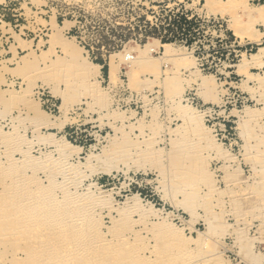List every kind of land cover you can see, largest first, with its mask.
<instances>
[{"label":"rangeland","instance_id":"obj_1","mask_svg":"<svg viewBox=\"0 0 264 264\" xmlns=\"http://www.w3.org/2000/svg\"><path fill=\"white\" fill-rule=\"evenodd\" d=\"M263 9L257 0H0V159L31 157L25 176L0 185V264H264ZM67 42L100 65L97 77ZM171 42L182 55L157 65ZM44 187L60 200L68 189L63 206L48 193L42 204ZM55 207L72 217L50 229Z\"/></svg>","mask_w":264,"mask_h":264},{"label":"bare ground","instance_id":"obj_2","mask_svg":"<svg viewBox=\"0 0 264 264\" xmlns=\"http://www.w3.org/2000/svg\"><path fill=\"white\" fill-rule=\"evenodd\" d=\"M261 12H264V9H263V11H261ZM69 26H70V24L69 23H65L64 24V26H61V28H60V31H58V32H62V31H64L65 29H67V28H69ZM59 33V34H60ZM61 37V36H60ZM60 39H62V38H60ZM70 43V42H69ZM73 44V43H72ZM176 42H171V43H163L161 46L163 47V52H162V55L163 56H161L159 59H160V61H161V63H159V64H157V65H159L160 66V64H162V63H165L164 61L165 60H167V59H170V58H174V57H176L177 55H182V50L180 49V48H178V47H176ZM66 45V50L67 51H69V52H71L70 54H72V56L74 55V57H76L77 58V62H78V64L83 68V69H85L86 70V72L87 73H89V75L90 76H93V77H97L98 75H99V73H100V65H98L97 63H94V62H91L87 57H84L82 54H81V51L78 49V48H74V47H71V46H69V44H68V42H67V44H65ZM75 45V44H74ZM154 45H149L148 47H147V53L148 54H150L151 55V52H153V51H155V47H153ZM76 47V46H75ZM65 51V50H64ZM28 54V53H27ZM35 56H36V54H34ZM133 59V56H131L130 55V53H127V55L125 56V58H124V60H132ZM144 60V59H143ZM23 61V60H22ZM25 62V61H24ZM119 62V61H118ZM118 62H117V60L116 59H114V58H112V60H111V62H110V67H109V79L110 80H114L115 79V73H117L116 72V70H117V68H118V66H119V64H118ZM18 63V62H17ZM120 63V62H119ZM166 64V63H165ZM151 65V64H150ZM167 65V64H166ZM19 66V65H18ZM18 66H16V67H18ZM159 66H157L158 68H159ZM29 68V67H28ZM3 71H5V70H3ZM35 72V71H34ZM4 74V73H3ZM13 75V74H12ZM28 80V79H27ZM3 82V81H2ZM10 84V83H9ZM55 89V88H54ZM4 91V90H3ZM13 91H15V90H13ZM26 93V92H25ZM17 94V93H16ZM81 94V93H80ZM21 95V94H20ZM19 95V96H20ZM3 96V95H2ZM23 96V95H22ZM101 96H103V95H101ZM5 97V96H4ZM9 97V96H8ZM26 97V96H25ZM81 97V96H80ZM1 98V97H0ZM7 98V97H6ZM22 98V97H21ZM30 98V97H29ZM69 98V97H68ZM67 98V99H68ZM99 98H101V97H99ZM98 98V99H99ZM103 98V97H102ZM3 99V98H2ZM10 99V98H9ZM23 99V98H22ZM21 99V100H22ZM21 100H19V101H21ZM26 100H28V98H26L25 99V101ZM29 100H32V99H29ZM2 101V100H1ZM0 101V102H1ZM11 101V100H10ZM4 102H5V100H4ZM3 102V103H4ZM27 102V101H26ZM26 102H25V104H26ZM29 102V101H28ZM30 103H32V102H30ZM7 104V103H6ZM23 104V103H22ZM35 104V103H34ZM95 104V103H94ZM8 105V104H7ZM28 105V104H27ZM6 107V106H5ZM31 107H33V106H31ZM4 108V107H3ZM24 108V107H23ZM28 108V107H27ZM34 108V107H33ZM64 108V107H63ZM29 109H30V107H29ZM36 109H38V108H36ZM3 110V109H2ZM2 110H0L1 112H2ZM39 110V109H38ZM62 110V109H61ZM31 111H33V110H31ZM63 111V110H62ZM123 111V110H122ZM258 111V110H257ZM0 112V113H1ZM19 112V111H18ZM29 112V111H28ZM34 112V111H33ZM37 112V111H36ZM35 112V114H38V112L36 113ZM8 113V112H7ZM11 113V112H10ZM20 113V112H19ZM26 113V112H25ZM39 113L40 114H38L39 116H40V119H41V121H43V123H50L51 122V118H49V116H47L46 115V113H44V112H42L41 113V111H39ZM2 114V113H1ZM9 114V113H8ZM248 115V114H247ZM251 115V114H250ZM37 115H35V117H36ZM1 117V116H0ZM3 118H6V116H2ZM248 117V116H247ZM2 118V119H3ZM30 118V117H29ZM29 118H27V119H29ZM55 118V117H54ZM37 119H38V117H37ZM40 119H38L37 120V122L38 123H40L39 122V120ZM14 120H15V118H14ZM18 120V119H17ZM3 121V120H2ZM24 121V120H23ZM22 122V121H21ZM35 122V121H34ZM62 122V121H61ZM37 123V124H38ZM42 123V122H41ZM38 124V125H43L44 126V124ZM36 124V125H37ZM58 124V123H57ZM247 124V123H246ZM34 125V124H33ZM35 125V126H36ZM52 125V124H51ZM30 126V125H29ZM12 127V126H11ZM41 127V126H40ZM59 129H60V127H58ZM112 128V127H111ZM243 128V127H242ZM247 128V127H246ZM1 129V128H0ZM3 129V128H2ZM19 130V129H18ZM33 131H37V130H33ZM5 132V131H4ZM4 132H3V134H4ZM11 132V131H10ZM32 132V131H31ZM0 133H2V131L0 132ZM9 133V131H7V134ZM11 134V133H10ZM10 134H9V136H10ZM54 134V133H53ZM15 135H16V132H15ZM15 135H13V137H16ZM19 134H17V136H18ZM128 135V134H127ZM5 136H6V133H5ZM12 136V135H11ZM9 137L10 139H11V144L12 145H14L13 143H15L16 144V141L14 140V138L13 137ZM26 136V135H25ZM24 136V137H25ZM54 136V135H53ZM123 136V135H122ZM22 137V136H21ZM62 137V136H61ZM119 137V136H118ZM6 138V137H5ZM7 138H8V136H7ZM13 138V139H12ZM17 138V141H18V139L20 138V136L19 137H16ZM15 138V139H16ZM26 138V137H25ZM37 138V137H36ZM48 138V137H47ZM53 138V137H52ZM51 138V139H52ZM55 138V137H54ZM65 138V137H64ZM63 138V139H64ZM1 139H2V137H0V141H1ZM9 139V140H10ZM40 139V138H39ZM6 140V139H5ZM24 140V139H23ZM42 140H44V139H42ZM41 140V141H42ZM48 140V139H47ZM180 140V139H179ZM25 141V140H24ZM31 141V140H30ZM41 141H39V142H41ZM44 141H46V140H44ZM64 141H65V143H63L64 145H71V146H75L74 144H72L69 140H67V139H64ZM180 141H182V140H180ZM8 142V140H6V143ZM10 142V141H9ZM48 142V141H47ZM153 142V141H152ZM151 142V143H152ZM3 143V142H2ZM1 143V145H3ZM29 143V142H28ZM42 143V142H41ZM182 143V142H181ZM192 143V142H191ZM190 143V144H191ZM19 144V143H18ZM24 144V143H23ZM17 145V144H16ZM16 145H14V146H16ZM32 145V144H31ZM31 145H30V147H31ZM7 146V145H6ZM12 147V146H11ZM20 147H22V146H20ZM29 147V146H28ZM32 147H33V145H32ZM38 147V146H37ZM76 147V146H75ZM140 147V146H139ZM1 148V147H0ZM15 148V150L17 149L16 147H14ZM66 148V147H65ZM78 148V147H77ZM138 148V147H137ZM19 149V148H18ZM17 149V150H18ZM63 149V148H62ZM11 150V149H10ZM70 150H72V149H70ZM2 151V150H1ZM4 151V150H3ZM7 151V150H6ZM19 151H21V150H19ZM18 151V152H19ZM28 151H30V150H28ZM36 151V150H35ZM188 151V150H187ZM216 152V151H215ZM14 154V152H9V153H7L6 154V156H7V159H8V164L9 165H4V163L2 162V160L0 159V185L2 184V185H4V183L3 182H5V178L6 177H8L9 176V178H10V176L11 175H14L15 177H17L16 175H23V176H25L24 175V171H25V169L26 168H28L27 166H24V165H26V164H28L29 163V160L28 159H30L31 157H27L26 159H27V161H26V159L24 160V162L22 163V165H20L19 166V164L17 165L15 162H14V160H13V157H11V155H13ZM24 153V152H23ZM22 153V154H23ZM26 153H28L27 151H26ZM31 153V152H30ZM50 153H51V151H50ZM226 153H228V152H226ZM25 154V153H24ZM23 154V155H24ZM134 154V153H133ZM2 155V154H1ZM28 154H25V156L24 157H26ZM67 155V154H66ZM70 155V154H69ZM45 156V155H44ZM51 157V156H50ZM63 157V156H62ZM66 157V156H65ZM68 157V156H67ZM1 158V157H0ZM48 158V157H47ZM227 158V157H226ZM38 159V158H37ZM50 160V159H49ZM166 160V159H165ZM48 161V160H47ZM59 161V160H58ZM68 161V160H67ZM34 162V161H33ZM45 162V161H44ZM53 162H55V161H53ZM64 162V161H63ZM37 162L35 161V164H36ZM40 163V162H39ZM51 163H52V161H51ZM60 163H61V161H60ZM7 164V163H6ZM38 164V163H37ZM62 165H63V163H61ZM149 164V163H148ZM59 165V164H58ZM71 165V164H70ZM31 166V165H30ZM34 166V165H33ZM33 166H31L32 167V169H33ZM55 166H56V164H55ZM161 166V165H160ZM52 168V167H51ZM63 168H65V167H63ZM76 169V168H75ZM92 169V168H91ZM145 169V168H144ZM156 169V168H155ZM29 170V169H28ZM60 170V169H59ZM59 170H57L58 172H59ZM157 170H158V168H157ZM162 170V169H161ZM35 171H36V169H35ZM46 171V170H45ZM123 171V170H122ZM27 172V171H26ZM25 172V173H26ZM66 172H68V171H66ZM66 172H63V173H66ZM35 174V172L33 173V175ZM80 174V173H79ZM236 174V173H235ZM19 175V176H20ZM49 175V174H48ZM23 176L21 177V178H23ZM74 176H76V175H74ZM236 177V176H235ZM55 178V177H54ZM72 178V177H71ZM70 178V179H71ZM15 179V178H14ZM31 179V178H30ZM36 179V178H35ZM39 178H37V180H38ZM7 180V179H6ZM17 180V179H16ZM26 180V179H25ZM33 181H35L34 180V178L32 179ZM243 180H245V179H243ZM3 181V182H2ZM12 181H14L13 179H12ZM20 181H22L23 182V180H21L20 179ZM27 181V180H26ZM55 181V180H54ZM53 181V182H54ZM66 181V180H65ZM229 181V180H228ZM261 181V180H260ZM11 182V181H10ZM30 182V181H29ZM48 182H49V179H48ZM68 182V181H67ZM35 183H37V181L35 182ZM58 183V182H57ZM57 183L55 184V182H54V184L53 183H51V185L50 186H54L55 187V185H57ZM78 183V182H77ZM231 183V182H230ZM25 184V183H24ZM24 184H21L20 182H12V183H10V184H8V186L10 185L12 188H14V189H12V190H14L13 191V194H14V196L16 197V195H18L19 193V190H20V188L22 189L23 187H25L24 186ZM26 184H28V181H27V183ZM25 184V185H26ZM37 184H39V183H37ZM6 185V184H5ZM31 185H33V183L31 184ZM43 185V184H42ZM61 185V184H60ZM63 185H65V184H63ZM62 185V186H63ZM7 186V185H6ZM45 186V185H44ZM50 186H49V188H50ZM38 187H40V185L38 186ZM43 187V186H42ZM57 187H58V185H57ZM60 187V186H59ZM69 187H70V185H69ZM87 187V186H86ZM47 188H48V186H47ZM48 188V189H49ZM64 188H66V186H64ZM7 189V188H6ZM52 189V188H51ZM51 189H49V191L51 190ZM70 189V188H69ZM39 192V196L38 197H46L47 195L49 196V191H47V190H45V187H44V192H42L41 191V189L40 188H38L37 189ZM55 190V189H54ZM68 190V189H67ZM67 190L66 191H64L63 192V194H62V196H61V198L63 197H65L66 196V198L65 199H67V195L66 194H68L67 193ZM220 190V189H219ZM11 191V190H10ZM21 191V190H20ZM70 191V190H69ZM90 191V190H89ZM17 192V193H16ZM22 192V194L24 195V196H26L25 195V192H23V190L21 191ZM72 192H74V191H72ZM7 193H8V191H7ZM7 193H6V195H7ZM12 193V192H11ZM48 193V194H47ZM75 193V192H74ZM85 193V192H84ZM83 193V194H84ZM36 194V193H35ZM47 194V195H46ZM54 194V193H53ZM82 194V193H81ZM218 194V193H217ZM22 195V196H23ZM51 196H52V194H50ZM55 196H52V197H54L53 199L51 198L50 199V201H55L56 203H59V204H62V203H64V202H62V203H60L62 200H63V198L60 200V196L56 193V194H54ZM84 195H86V194H84ZM20 196H21V194H20ZM78 196V195H77ZM81 196V195H80ZM11 197H13V196H11ZM27 197H28V195H27ZM42 197V198H43ZM50 197V196H49ZM88 197V196H87ZM21 198V197H20ZM25 198V197H24ZM42 198L41 199H39V200H42ZM46 199H47V197H46ZM65 199H64V201H65ZM11 200H12V198H11ZM28 200H30L29 198H28ZM76 200V199H75ZM82 200H84V199H82ZM87 200V199H86ZM215 200V199H214ZM14 201V200H13ZM32 201V200H31ZM34 201V200H33ZM81 201V200H80ZM79 201V202H80ZM15 202H18V201H16L15 200ZM44 202L45 203H48L47 201H45L44 200V198H43V203L42 204H44ZM69 203H71L72 202V200L70 201H68ZM67 202V203H68ZM74 202V201H73ZM221 202V201H220ZM26 203H27V201H26ZM38 203H39V201H38ZM41 203V202H40ZM55 203V204H56ZM49 204H50V202H49ZM66 204V203H65ZM72 205H73V203H71ZM148 204H152L150 201L148 202ZM13 206H14V204H12ZM20 205V204H19ZM18 205V203H17V205L15 204V209H16V207H18L19 206ZM36 205V204H35ZM48 205V204H47ZM68 205V204H67ZM67 205H65V206H67ZM84 205V204H83ZM86 205V204H85ZM141 205V204H140ZM223 205V204H222ZM12 206V207H13ZM27 206V205H26ZM31 206V205H30ZM29 206V207H30ZM33 206V205H32ZM62 206H63V204H62ZM62 206H61V208H62ZM69 206V205H68ZM67 206V207H68ZM96 206V205H95ZM238 206V205H237ZM6 207H10V206H8V204H7V206ZM25 207V206H24ZM28 207V206H27ZM48 208H50L49 206H47ZM45 205L43 206V208H47ZM67 207H64L63 209H65V210H62V209H60V207H58L59 208V210H56V207L54 208L55 209V211H57V212H51V213H48L49 214V216L47 215V218H48V220L49 219H51V221H49V222H51L50 224L49 223H47V225L49 224V228L51 229V227L53 228L54 226L56 227V226H58L59 224L60 225H66L67 226V224H65V221L67 220V217L69 216V214H66V215H68V216H65V213H67L66 211L67 210H69ZM138 207H140V206H138ZM143 207V206H142ZM241 207V206H240ZM256 207V206H255ZM4 208V207H3ZM2 208V209H3ZM31 208V207H30ZM40 208V207H39ZM47 208V209H48ZM53 208V207H52ZM57 208V209H58ZM244 208V207H243ZM5 210H6V208H4ZM12 209V208H11ZM26 209V208H25ZM32 209H33V207H32ZM51 209V208H50ZM78 209V208H77ZM80 209V208H79ZM87 209V208H86ZM96 209V208H95ZM100 209H103V208H100ZM8 210V209H7ZM7 210H6V212H7ZM17 210L18 211H24V209L23 208H17ZM30 210V209H29ZM40 210V209H39ZM12 211V210H11ZM22 211V212H23ZM45 211V210H44ZM51 211V210H50ZM73 211V210H72ZM75 211V210H74ZM131 211V210H130ZM141 211V210H140ZM144 211V210H143ZM25 212V211H24ZM30 212V211H29ZM33 212H35L34 210H33ZM43 212V211H42ZM69 212V211H68ZM80 212V211H79ZM78 212V213H79ZM82 212V211H81ZM81 212H80V214H81ZM124 212V211H123ZM154 212V211H153ZM171 212L172 211H170V210H167V214L169 215V214H171ZM28 213V212H27ZM74 213V212H73ZM72 213V215H74ZM84 213V212H83ZM87 213V212H86ZM6 214V213H5ZM4 214V215H5ZM21 214V213H20ZM29 214V213H28ZM34 214V213H33ZM40 214H41V212H40ZM98 214V213H97ZM10 215V214H9ZM9 215H7V216H9ZM32 215V214H31ZM76 215V214H75ZM83 215V214H82ZM82 215H81V217H82ZM86 215V214H85ZM28 216V218H29V216L30 215H27ZM37 216V215H36ZM42 215H40L39 216V214H38V218L40 217V218H42L41 217ZM44 216V215H43ZM66 217V220H65V217ZM77 216V215H76ZM80 215H78V217H79ZM84 216V215H83ZM89 216V215H88ZM88 216H85V217H88ZM1 217H2V215H1ZM26 216H24L23 218H25ZM46 217V216H45ZM44 217V218H45ZM70 218L72 217V216H69ZM68 217V218H69ZM77 217V218H78ZM81 217H80V219H81ZM16 218V217H15ZM26 218L28 221L31 219V218ZM37 218V217H36ZM40 218H39V220H40ZM75 217L73 216V218H72V220L71 219H69L72 223V226H73V221H76V219L75 220H73ZM89 218H91L90 216H89ZM79 219V218H78ZM10 220V219H9ZM8 220V221H9ZM14 220V219H13ZM20 220V219H19ZM25 220V219H24ZM37 220V219H36ZM45 219H43V221L41 220V222H42V224H43V222H45L46 223V220L44 221ZM47 220V221H48ZM65 220V221H64ZM68 220V221H69ZM4 220H0V223H2ZM27 221V222H28ZM32 221V220H31ZM67 221V222H68ZM80 221V220H79ZM127 221H128V219H127ZM131 221V220H130ZM38 222V221H37ZM36 222V223H37ZM82 222V221H81ZM84 222V221H83ZM83 222L82 223H77L78 225L77 226H79V227H77L76 229L78 230V228L79 229H81V228H83V226H82V224H83ZM135 222V221H134ZM22 223H24V222H22ZM22 223H21V225H22ZM34 223H35V221H34ZM70 223V222H69ZM68 223V224H69ZM8 224V223H7ZM28 224V223H27ZM31 224V223H30ZM32 224H33V222H32ZM97 224V223H96ZM2 225H6V223L4 224V222H3V224ZM1 225V226H2ZM11 225V224H10ZM52 225H54V226H52ZM83 225H85V224H83ZM89 225H90V223H89ZM208 225H209V227H208ZM207 225V227H208V229L207 230H210V228H211V225L210 224H208ZM3 226V228H6V227H4ZM15 226H18V225H15ZM36 226H38V225H36ZM51 226V227H50ZM71 226V227H72ZM76 226V225H75ZM119 226V225H118ZM128 226H129V224H128ZM24 227V226H23ZM44 227V226H43ZM61 227V226H60ZM74 227V226H73ZM85 227V226H84ZM87 227H90V226H88V224H87V226H86V230H87ZM132 227V226H131ZM131 227H129L128 229H130ZM162 227V226H161ZM164 227H165V225H164ZM170 227V226H169ZM168 227V228H169ZM2 228V227H1ZM38 228V227H37ZM48 228V227H47ZM69 228H70V226H69ZM75 228V227H74ZM122 228H124V227H122ZM158 228V227H157ZM163 228V227H162ZM172 228V227H171ZM46 229V228H45ZM44 229V230H45ZM70 229H73V228H70ZM69 229V230H70ZM97 229V228H96ZM121 229V228H120ZM126 229V228H125ZM175 229H176V227H175ZM49 230V229H48ZM66 230H67V227H66ZM77 230H76V232H77ZM84 230V229H83ZM83 230H81V231H83ZM99 230V228L97 229V231ZM151 230V229H150ZM178 230V229H177ZM182 230V229H181ZM39 231H40V229H39ZM60 231H61V229H60ZM159 231V230H158ZM157 231V232H158ZM55 232V231H54ZM56 232H58V231H56ZM74 229H73V234H74ZM75 232V233H76ZM78 232H79V230H78ZM77 232V233H78ZM86 232H88V231H85L84 233H86ZM89 232H90V230H89ZM99 232H101V231H99ZM170 232V234L172 235V234H176V233H178L176 230H174V231H169ZM181 232V231H180ZM71 233V232H70ZM76 233V234H77ZM84 233L82 234V232H81V234L84 236ZM98 233V232H97ZM106 233V232H105ZM110 233V232H109ZM61 234V233H60ZM112 234V233H111ZM168 234V233H167ZM41 235V234H40ZM39 235V236H40ZM68 235V234H67ZM75 235V234H74ZM73 235V236H74ZM89 235H90V233H89ZM105 235V234H104ZM177 235V234H176ZM183 235V234H182ZM182 235H181V237H182ZM42 236V235H41ZM70 236V235H69ZM71 236H72V234H71ZM79 235H77V237H78ZM81 236V235H80ZM88 236V235H87ZM86 235H85V237H84V239L86 240V237H87ZM125 236V235H124ZM143 236V235H142ZM170 236V235H169ZM175 236V235H174ZM186 237V236H185ZM29 238V237H28ZM73 238V237H72ZM79 238V237H78ZM89 238H90V236H89ZM95 239L97 238L96 236L94 237ZM170 238V237H169ZM173 238V237H172ZM176 238H178V237H176ZM17 239V238H16ZM42 239V238H41ZM46 239V238H45ZM52 239V238H51ZM74 239V238H73ZM81 238H79L78 240H80ZM165 239V238H164ZM175 238H173L172 239V241L174 240ZM179 239V238H178ZM90 240V239H89ZM92 240H93V238H92ZM91 240V241H92ZM97 240V239H96ZM176 240V239H175ZM49 241V240H48ZM84 241V240H83ZM107 243H108V240H105ZM138 241V240H137ZM198 241V240H197ZM5 242V241H4ZM52 242H53V240H52ZM74 242V241H73ZM72 242V243H73ZM80 242V241H79ZM89 242V241H88ZM88 242H87V244H88ZM93 242H94V240H93ZM126 242V241H125ZM133 242V241H132ZM142 242V241H141ZM169 242V241H168ZM181 242L182 243H184V245H187V243H188V241L184 238V236L182 237V240H181ZM40 243H41V241H40ZM75 243V242H74ZM78 243V242H77ZM99 243V242H98ZM115 243V242H114ZM136 243V242H135ZM161 243V242H160ZM166 243V242H165ZM34 244V243H33ZM39 244V243H38ZM94 244V243H93ZM103 244V243H102ZM168 244V243H167ZM51 245V244H50ZM49 245V246H50ZM54 245H55V243H54ZM75 245V244H74ZM92 245V244H91ZM144 245V244H143ZM147 245V244H146ZM165 245V244H164ZM28 246V245H27ZM43 246H46L47 247V245H43ZM49 246H48V248H49ZM53 246V245H52ZM69 246V245H68ZM73 246V245H72ZM82 246V245H81ZM86 246V245H85ZM113 246H115V245H113ZM119 246V245H118ZM138 246V245H137ZM38 248V247H37ZM76 248V247H75ZM83 248V247H82ZM81 248V249H82ZM105 248V247H104ZM114 248V247H113ZM117 248V247H116ZM122 248V247H121ZM133 248H135V247H133ZM46 249V248H45ZM50 249V248H49ZM52 249V248H51ZM110 248L108 247V251H110L109 250ZM112 249V248H111ZM140 249V248H139ZM187 250H188V248H186ZM248 249H250L249 247H248ZM248 249H246L245 248V250H243L242 251V253L244 254V256L245 257H247V255L249 254L250 256H251V251L249 250V253H248ZM32 250H33V248H32ZM74 250V249H73ZM86 250V249H85ZM106 250H107V248H106ZM247 250V251H246ZM43 251V253H45L46 252V250L44 251V249L42 250ZM76 252L75 253H77V251L79 252H81V250H75ZM82 251H83V249H82ZM107 251V252H108ZM114 251V250H113ZM136 251V250H135ZM138 251V250H137ZM179 251V250H178ZM19 252V251H18ZM48 252V251H47ZM51 252H52V250H51ZM98 252V251H97ZM106 252V251H105ZM110 252H112V250L110 251ZM115 252V251H114ZM120 252V251H119ZM183 252V251H182ZM22 253V252H21ZM109 253V252H108ZM125 253V252H124ZM129 253V252H128ZM132 253V252H131ZM145 253V252H144ZM27 254V253H26ZM31 254V253H30ZM48 254V253H47ZM54 254V253H53ZM80 254H83V253H79V255ZM88 254V253H87ZM99 254H101V253H99ZM106 254V253H105ZM127 254V253H126ZM137 254V253H136ZM173 254V253H172ZM28 255V254H27ZM38 255V254H37ZM45 255H46V253H45ZM50 255V254H49ZM78 255V256H79ZM95 255H97V254H95ZM130 255V254H129ZM175 255V254H174ZM240 255H241V253H240ZM252 255L253 256H251V258L253 259V260H256L257 261V258L259 257V255L258 254H256V255H254V253H253V251H252ZM76 256H77V254H76ZM88 256H91L92 257V255H88ZM94 256V255H93ZM133 256H135V255H133ZM141 256V255H140ZM244 256H242V258L244 257ZM51 257V256H50ZM55 257V256H54ZM64 257V256H63ZM66 257V256H65ZM74 257V256H73ZM114 257V256H113ZM116 257V256H115ZM148 257V256H147ZM199 257V256H198ZM27 258V257H26ZM41 258V257H40ZM57 258V257H56ZM55 258V259H56ZM72 258V257H71ZM105 258V257H104ZM128 258V257H127ZM149 258V257H148ZM154 258V257H153ZM202 258V257H201ZM250 258V257H249ZM248 258V259H249ZM100 259V258H99ZM117 259V258H116ZM142 259V258H141ZM145 259V258H144ZM31 260V259H30ZM37 260V259H36ZM35 260V261H36ZM44 260V259H43ZM92 260H94V259H92ZM180 260V259H179ZM190 260H191V258H190ZM46 261H48L47 259H46ZM52 261H53V259H52ZM126 261V260H125ZM138 261V260H137ZM182 261V260H181ZM186 261V260H185ZM217 261V260H216ZM246 261V260H245ZM19 262V261H18ZM41 262V261H40ZM249 262H250V259H249ZM46 263V262H45ZM142 263V262H141ZM185 263V262H184ZM187 263V262H186ZM36 264V263H35ZM148 264V263H147ZM188 264V263H187Z\"/></svg>","mask_w":264,"mask_h":264},{"label":"built area","instance_id":"obj_3","mask_svg":"<svg viewBox=\"0 0 264 264\" xmlns=\"http://www.w3.org/2000/svg\"><path fill=\"white\" fill-rule=\"evenodd\" d=\"M257 1H260V2L263 1L264 2V0H257Z\"/></svg>","mask_w":264,"mask_h":264},{"label":"crops","instance_id":"obj_4","mask_svg":"<svg viewBox=\"0 0 264 264\" xmlns=\"http://www.w3.org/2000/svg\"><path fill=\"white\" fill-rule=\"evenodd\" d=\"M264 60V59H263ZM263 66H264V64H263ZM110 67V66H109Z\"/></svg>","mask_w":264,"mask_h":264},{"label":"trees","instance_id":"obj_5","mask_svg":"<svg viewBox=\"0 0 264 264\" xmlns=\"http://www.w3.org/2000/svg\"><path fill=\"white\" fill-rule=\"evenodd\" d=\"M185 21H187V20H185Z\"/></svg>","mask_w":264,"mask_h":264}]
</instances>
